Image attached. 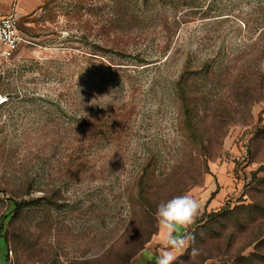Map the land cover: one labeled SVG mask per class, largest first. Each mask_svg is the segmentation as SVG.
<instances>
[{
    "label": "rangeland",
    "instance_id": "374dc122",
    "mask_svg": "<svg viewBox=\"0 0 264 264\" xmlns=\"http://www.w3.org/2000/svg\"><path fill=\"white\" fill-rule=\"evenodd\" d=\"M18 19L0 56L6 264H132L183 194L207 219L174 264H264V0H45Z\"/></svg>",
    "mask_w": 264,
    "mask_h": 264
},
{
    "label": "clouds",
    "instance_id": "9594fccd",
    "mask_svg": "<svg viewBox=\"0 0 264 264\" xmlns=\"http://www.w3.org/2000/svg\"><path fill=\"white\" fill-rule=\"evenodd\" d=\"M200 207L199 202L189 194L174 196L158 204L155 215L160 229L164 232V248L157 258V264H174L186 252L190 256L199 254V249L194 247L196 237L193 233H176L179 228H188L196 222ZM180 264L184 262L180 261Z\"/></svg>",
    "mask_w": 264,
    "mask_h": 264
},
{
    "label": "crops",
    "instance_id": "0c3cea01",
    "mask_svg": "<svg viewBox=\"0 0 264 264\" xmlns=\"http://www.w3.org/2000/svg\"><path fill=\"white\" fill-rule=\"evenodd\" d=\"M45 0H0V16L9 14L12 9L14 8L17 16L28 14L34 11L39 4H41ZM214 190V189H213ZM203 194V202L206 203V199L208 198V194L206 189L204 190ZM186 231V228H179L176 235H183ZM5 242L1 243L0 246L6 245V251L4 248L0 247V264H6L7 258V242L4 237ZM164 232L160 229L159 226V236L155 243L151 244L152 246H147L132 262V264H156L157 258L160 252L164 248ZM4 247V246H3Z\"/></svg>",
    "mask_w": 264,
    "mask_h": 264
},
{
    "label": "built area",
    "instance_id": "2783aa9c",
    "mask_svg": "<svg viewBox=\"0 0 264 264\" xmlns=\"http://www.w3.org/2000/svg\"><path fill=\"white\" fill-rule=\"evenodd\" d=\"M18 16L14 10L0 16V56L10 57L16 52L24 40L18 26Z\"/></svg>",
    "mask_w": 264,
    "mask_h": 264
},
{
    "label": "trees",
    "instance_id": "16d2710c",
    "mask_svg": "<svg viewBox=\"0 0 264 264\" xmlns=\"http://www.w3.org/2000/svg\"><path fill=\"white\" fill-rule=\"evenodd\" d=\"M178 84H180V81L178 82ZM179 87H181L180 85H179ZM180 96H181V98H182V102L185 104L186 103V96H185V94L184 93H181V94H179ZM20 204H19V202H13V206H11V209H12V213H15L18 209H19V206ZM13 207V208H12ZM220 215V213H212V214H210V216H209V220H214V219H216V218H218V216ZM207 218H204V217H202V218H200V219H197L196 220V222H195V224L197 225V224H200V223H202V221L203 220H206ZM200 228V227H199ZM6 239V238H5ZM6 242H7V240H6ZM7 256H8V243H7Z\"/></svg>",
    "mask_w": 264,
    "mask_h": 264
}]
</instances>
